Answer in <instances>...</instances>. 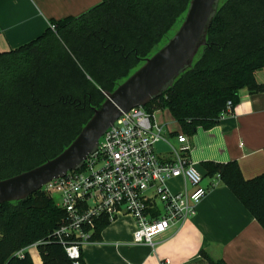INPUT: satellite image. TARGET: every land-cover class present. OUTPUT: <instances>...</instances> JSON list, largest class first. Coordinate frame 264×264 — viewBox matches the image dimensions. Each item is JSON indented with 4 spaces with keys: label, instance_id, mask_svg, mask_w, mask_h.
<instances>
[{
    "label": "trees",
    "instance_id": "obj_1",
    "mask_svg": "<svg viewBox=\"0 0 264 264\" xmlns=\"http://www.w3.org/2000/svg\"><path fill=\"white\" fill-rule=\"evenodd\" d=\"M190 1L102 0L0 53V179L65 150L104 102V93L113 92L178 29ZM206 43L173 86L144 107L150 114L154 108L167 110L179 127L173 135L192 137L199 128L218 126L227 107L233 111L238 104L242 89L264 92V84L255 80V73L264 70V0L218 5ZM200 167L204 178L219 175L264 230V173L245 180L236 161ZM64 218L41 190L1 204L0 264H33L26 250L35 244L41 264H73L52 235ZM107 225L98 224L92 239Z\"/></svg>",
    "mask_w": 264,
    "mask_h": 264
},
{
    "label": "crops",
    "instance_id": "obj_2",
    "mask_svg": "<svg viewBox=\"0 0 264 264\" xmlns=\"http://www.w3.org/2000/svg\"><path fill=\"white\" fill-rule=\"evenodd\" d=\"M101 1L0 0V53L40 37L52 21L78 17ZM255 80L264 84V70L255 73ZM169 118L167 123L154 116L169 132L178 133L170 113ZM188 140L190 159L200 171L205 162L236 161L245 180L263 174L264 92L242 89L230 115L209 130L197 129ZM133 228L129 218L108 224L98 239L84 245V264H208L204 255L221 264H264V230L223 183L206 195L181 228L167 230L152 245L132 244ZM31 256L33 264H41L36 249Z\"/></svg>",
    "mask_w": 264,
    "mask_h": 264
},
{
    "label": "built area",
    "instance_id": "obj_3",
    "mask_svg": "<svg viewBox=\"0 0 264 264\" xmlns=\"http://www.w3.org/2000/svg\"><path fill=\"white\" fill-rule=\"evenodd\" d=\"M231 113L227 107L221 120ZM160 145L165 150L157 149ZM190 150L186 135H173L136 107L105 131L80 169L43 185L40 190L65 213L52 235L73 264H80L82 249L101 222L129 218L132 244L152 245L154 238L191 219L220 178H204ZM172 181L179 185L174 191L168 187ZM37 245L26 250L31 258ZM16 255L22 257L23 251Z\"/></svg>",
    "mask_w": 264,
    "mask_h": 264
},
{
    "label": "water",
    "instance_id": "obj_4",
    "mask_svg": "<svg viewBox=\"0 0 264 264\" xmlns=\"http://www.w3.org/2000/svg\"><path fill=\"white\" fill-rule=\"evenodd\" d=\"M219 0H191L178 29L153 55L120 83L82 128L72 143L58 156L31 170L0 179V205L26 199L46 183L80 169L93 153L100 137L122 114L144 108L173 86L193 63L202 47Z\"/></svg>",
    "mask_w": 264,
    "mask_h": 264
},
{
    "label": "rangeland",
    "instance_id": "obj_5",
    "mask_svg": "<svg viewBox=\"0 0 264 264\" xmlns=\"http://www.w3.org/2000/svg\"><path fill=\"white\" fill-rule=\"evenodd\" d=\"M224 1H225V0H219L218 5L222 4ZM175 31H176V30H173V31H172V34H170V37L174 34ZM170 37H169V38H170ZM166 40H167V39H166ZM166 40H164L163 42H161L160 47L163 46V45L165 44ZM102 101H103V100H102ZM153 113H154L153 116H155V118H157L159 121H164V122H167V123H168V120L170 119V118H169V113H168V111L154 108V109H153ZM158 124H159V123H158ZM168 126H169V127H172V125H171L170 123L168 124ZM157 149H159L160 151H163V150H165V147H163L162 145H160V146H158ZM206 182H207V181L205 180V181H204V184H205ZM168 187H169V189H170L171 191H174V190L178 189L179 185H178V183H177L176 181H172V182H170V183L168 184ZM33 252H34V251H33Z\"/></svg>",
    "mask_w": 264,
    "mask_h": 264
}]
</instances>
